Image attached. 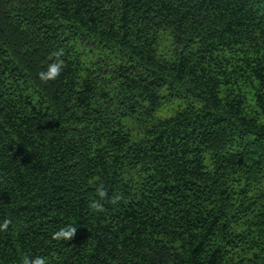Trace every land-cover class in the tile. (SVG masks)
<instances>
[{"label":"trees","instance_id":"16d2710c","mask_svg":"<svg viewBox=\"0 0 264 264\" xmlns=\"http://www.w3.org/2000/svg\"><path fill=\"white\" fill-rule=\"evenodd\" d=\"M5 218L0 264H264V0H0Z\"/></svg>","mask_w":264,"mask_h":264},{"label":"clouds","instance_id":"9594fccd","mask_svg":"<svg viewBox=\"0 0 264 264\" xmlns=\"http://www.w3.org/2000/svg\"><path fill=\"white\" fill-rule=\"evenodd\" d=\"M63 56L64 50L62 48L54 50L50 54L51 62L48 63L47 67L42 69L38 74L39 79L42 82L47 83L49 81H55L61 76L65 67V62L62 59ZM95 192L98 198L91 200L88 204V207L91 211L96 213L105 211L104 202L115 205L122 200V196L118 194H113L112 196H109L108 190L105 188L103 183L96 184ZM11 223L12 221L7 218L0 222V232L7 231ZM76 232V224L67 223L52 234V239L56 241H70L75 237ZM20 264H49V261L48 258L44 256H31L25 254L22 256Z\"/></svg>","mask_w":264,"mask_h":264}]
</instances>
